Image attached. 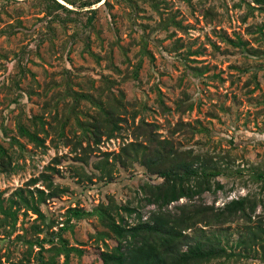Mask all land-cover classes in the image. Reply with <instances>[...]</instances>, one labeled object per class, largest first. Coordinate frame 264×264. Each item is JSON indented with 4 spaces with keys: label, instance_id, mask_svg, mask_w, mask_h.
Listing matches in <instances>:
<instances>
[{
    "label": "rangeland",
    "instance_id": "374dc122",
    "mask_svg": "<svg viewBox=\"0 0 264 264\" xmlns=\"http://www.w3.org/2000/svg\"><path fill=\"white\" fill-rule=\"evenodd\" d=\"M151 138L217 171L164 207L203 210L198 264H264V0H0V264H103L156 209Z\"/></svg>",
    "mask_w": 264,
    "mask_h": 264
},
{
    "label": "trees",
    "instance_id": "16d2710c",
    "mask_svg": "<svg viewBox=\"0 0 264 264\" xmlns=\"http://www.w3.org/2000/svg\"><path fill=\"white\" fill-rule=\"evenodd\" d=\"M112 111L108 108L103 112L106 118L102 122L98 121L99 124L93 123L91 128L95 136L103 132H100V127L108 130L109 126L115 124ZM150 143L149 151L143 153L142 163L148 170L163 178V181L151 190L147 199L149 203L156 205V209L151 210L145 220L139 216L138 222L128 228L108 216L105 225L118 241L111 250L101 252L103 264H198L201 260L219 257L224 248L218 240L205 236L201 230L192 235L182 233L193 226L202 209H198V206L191 202L177 206V211L174 212L164 208L181 197L190 200L199 195L205 188L204 184H207L208 179L216 175L217 171L200 168L198 159H195L194 163L188 158L178 157L166 141L151 138ZM128 146L135 144L130 143ZM138 149L135 148L136 151ZM257 177L264 180V173H258ZM247 207L244 198L231 199L217 215L220 214L223 220L235 214L247 217ZM123 208L126 211L131 210L126 206ZM107 210L104 208V211ZM74 214H78L76 210ZM203 214L202 210L199 216Z\"/></svg>",
    "mask_w": 264,
    "mask_h": 264
}]
</instances>
